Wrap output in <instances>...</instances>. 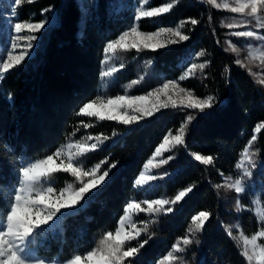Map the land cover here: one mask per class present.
I'll return each instance as SVG.
<instances>
[{
	"label": "trees",
	"instance_id": "16d2710c",
	"mask_svg": "<svg viewBox=\"0 0 264 264\" xmlns=\"http://www.w3.org/2000/svg\"><path fill=\"white\" fill-rule=\"evenodd\" d=\"M164 2L152 0V6ZM138 6L139 0H89L85 7L80 0H25L21 6L4 0L0 4L3 50L10 44L11 30L6 28V21L38 22L50 10H55L57 17L55 26L37 32L34 55L0 79V201L6 200L17 184L18 169L23 164L52 154L67 142L92 136L88 143H97L98 147L88 153L84 165L91 168L103 162L97 175L111 164L115 167L88 194L87 202L82 201L78 210L61 220L54 234L37 249L39 257L66 260L86 252L104 233L118 226L129 201L170 199L178 190L194 185L181 202L172 206V212L140 214L146 219L148 231L138 240L151 239L125 264H159L177 239L187 234L191 217L204 210L211 216L194 238L199 243L179 253L183 264H247L226 228L239 224L251 236L261 226L249 210V200L264 195V128L254 133L256 125L264 121V86L247 68L234 63L238 59L234 53L225 51L230 33L223 24L226 12L206 0H179L170 12L139 21L141 31H156L195 18L197 25L188 22L182 29L190 37L187 41L154 51L122 50L106 61L107 43L132 25ZM202 50L205 56L200 57L197 54ZM205 60L211 63L203 72L196 69L181 81L184 88L201 98H216L214 106L204 113L168 107L130 125L77 115L83 104L97 96L144 95L167 80L179 79L190 64ZM226 66L228 72L224 71ZM113 67L117 71L112 76H103ZM132 81L139 83L129 88ZM187 115L193 120L187 124L185 143L165 152L161 159L169 155L173 159L156 168V180L138 189L135 181L145 163L169 130L178 134L176 130ZM82 121L91 126L85 128ZM113 131L117 135L113 136ZM253 134L257 135L251 147L256 152V168L252 177H243L236 164ZM104 136L109 139L104 140ZM194 154L213 156L214 163L202 164ZM66 174H58L56 189L65 186L67 180L60 177ZM236 178L245 181L247 192L237 194L225 186ZM88 179L84 177L85 182ZM237 199L245 206L240 212L236 211ZM137 227L143 228L144 223ZM233 235L238 233L233 231ZM129 243L136 246L137 240Z\"/></svg>",
	"mask_w": 264,
	"mask_h": 264
},
{
	"label": "snow or ice",
	"instance_id": "6c2138e0",
	"mask_svg": "<svg viewBox=\"0 0 264 264\" xmlns=\"http://www.w3.org/2000/svg\"><path fill=\"white\" fill-rule=\"evenodd\" d=\"M4 0H0L2 4ZM25 0H10L12 6H21ZM27 3H32L34 0H26ZM179 0H165L161 6H152V0H139V6L135 11V22L116 39L110 40L104 52L106 61L112 59L117 49L128 51L131 49L140 50H157L164 48L167 44L160 39L165 34H170L171 37L178 39H169L168 43H179L187 41L190 37L183 33L184 25L190 22L193 26L199 21L195 18H189L187 21H180L174 27H159L156 31H141L139 21L142 18L159 17L170 12ZM206 3L216 9H225L231 13L239 14L241 19L235 17L224 24L229 29L247 27L253 24L255 28L264 29V0H206ZM48 11V9H45ZM15 15V12L12 13ZM211 19V17H210ZM48 21L40 20L38 22H16L11 26L10 30L16 33L11 37V49L9 50L5 44L4 50L0 53V79L4 78V74L10 70L22 65L30 57L34 47L33 41L37 36L31 33H37L44 29ZM4 26L2 17H0V28ZM24 30H27L29 35H20ZM233 37L238 38H256L264 41V36L258 35L253 30L232 31ZM25 41L23 46L19 43ZM229 47L225 51H230L236 56H240L243 50L232 41L227 42ZM17 49L19 51L17 52ZM111 54V55H109ZM198 56H205L202 50ZM259 60L264 64V46L253 48L248 46V50L243 59H236L235 64L247 68L250 75L254 77V73L248 64ZM247 61V63H245ZM150 63V61H149ZM211 62L205 60L203 63H192L187 71L179 77V80H185L189 75L193 74L196 69L201 72ZM123 67V64H121ZM117 69L115 67L108 69L103 73V76H112ZM225 72L229 71L226 66ZM139 81H132L128 85L131 88ZM258 84L264 86V78L257 81ZM161 95L166 97V100H161ZM149 97H155V101L151 105H146L143 102ZM216 103L214 96L199 97L194 91L181 87L177 80H167L161 87L143 95H115L107 99L97 96L95 99L83 104L77 115L96 117L98 120H110L130 125L136 123L144 116H152L154 112H158L161 108H167L171 105L173 108L182 106L186 109H198L204 112L206 109H211ZM128 109H132L134 113H140V116L135 114L129 115ZM193 120L192 115H187L186 120L177 129L176 135L169 130L168 134L163 137V141L155 148L151 158L144 165V171H141L135 181L137 186L148 185L149 182L157 179L155 175L146 174V170L157 168L168 163L173 159L169 155L166 159H160L158 163H154L157 157H162L164 152H169L176 145L185 143V132L187 124ZM85 128L90 127V124H84ZM264 128V121L258 123L254 129V133H260ZM113 136L117 135L115 131ZM92 136H87L81 140L70 142L59 147L54 153L46 155L43 158H37L34 161H29L19 167L18 182L14 185L7 195V199L0 201V264H125L129 257H136L140 250L151 239L138 240L142 232H147V222L143 228H138L133 221V210L138 212H147L149 214H158L161 212H172V206L181 202L186 195L192 191L194 185H189L181 190H178L172 198L160 199H144L143 201H129L118 221V226L111 231L103 234L97 245L86 252H78L73 254L66 260H48L37 256V244L46 232L53 228L59 227L63 218L71 215L73 211L78 210L77 206L81 202H87L88 194L96 189L98 185L105 181L109 176L115 164L108 166V169L101 175H97L101 168V163H97L91 168L84 165V159L92 150L98 147L97 143L89 144ZM104 140L109 137L104 136ZM95 140L103 143L100 136H96ZM257 140V135L253 134L251 139L243 148L239 162L236 168L242 170L243 177H252L254 175L252 169L256 168L255 155L256 152L251 151L253 143ZM258 151V150H257ZM196 161L205 165L214 163L215 158L210 155L194 154ZM60 163L57 164L56 160ZM63 172L69 173L78 182L79 186L73 185L72 182H66L64 187L57 189L54 187V174ZM164 175H167L165 173ZM223 175V174H222ZM84 177H89L85 182ZM226 179H231L226 178ZM227 188L232 189L237 194L247 192L249 189L242 178H236L234 182L227 183ZM220 187V185H217ZM147 205L146 208L141 205ZM170 205L169 207H165ZM239 199L236 200V211L240 212L244 209ZM61 209L66 211L62 212ZM255 209V215L259 224V230L255 231L251 236L245 234L239 224L226 228L227 234L236 242V246L240 248V255L247 261V264H264V195L257 196L252 201L251 211ZM211 213L207 210L200 211L191 217V224L187 229V234L177 239L171 247V250L163 257L161 264H183V258L179 253L187 251L189 245L199 243L194 238L198 233H201L205 227L206 221L209 220ZM130 228L134 231H126ZM233 231L238 235H233ZM137 240L136 246H132L129 242ZM128 264H131L129 261Z\"/></svg>",
	"mask_w": 264,
	"mask_h": 264
},
{
	"label": "rangeland",
	"instance_id": "374dc122",
	"mask_svg": "<svg viewBox=\"0 0 264 264\" xmlns=\"http://www.w3.org/2000/svg\"><path fill=\"white\" fill-rule=\"evenodd\" d=\"M81 1V3L84 5V7H85V5L87 4V2L89 1V0H80ZM2 5V4H1ZM136 8L137 7H135V11H136ZM84 10H85V8H84ZM219 10H224L225 12H226V15H225V17H224V19H223V24H225V23H227V22H229L230 20H231V18H233V17H235L236 19H241V17H240V15L239 14H235V13H231L230 11H228V10H225V9H219ZM9 13H11V11H9ZM13 16V14H11L10 15V17L11 18H13L12 17ZM134 16V18H135V15H133ZM43 18H44V20H46V21H48V23L46 24V26H45V28H49V27H51V26H55L56 24H57V17H56V12H55V10H50V11H48V12H44L43 13ZM17 21H6V23H5V25H6V28H11V26L12 25H14V23H16ZM134 22H135V19H134ZM133 22V23H134ZM132 23V24H133ZM255 22H253V24H254ZM253 24H250V25H248L247 27H241V28H234V29H229V31H230V33L232 32V31H243V30H253V31H255V32H257L258 33V35H260V36H264V29H261V28H255V27H253ZM43 30V29H42ZM230 33H229V39H228V41H232V42H234V43H236L239 47H241L243 50L241 51V53H240V56L238 57L237 56V58L238 59H243L244 58V56L246 55V53H247V50H248V46L249 45H251L253 48H260V47H262V46H264V41H262V40H259V39H256V38H238V37H233V36H231L230 35ZM30 33H28L27 32V30H24L20 35H29ZM31 34H34V35H36L37 37H38V35H37V33H31ZM8 35V34H7ZM16 35V33L14 32V31H11V34H10V36L8 37V39H10V44H9V46H8V48H9V50L11 49V37L12 36H15ZM160 39L162 40V41H164L166 44H167V46L166 47H164V48H160V49H166V48H168V47H170V46H172V45H174V44H172V43H168V41H169V39H178L177 37H171L170 36V34H165L164 36H162V37H160ZM20 44H21V46H23V44L25 43V41H20L19 42ZM33 43V45H34V47H33V49H32V51H31V55H30V57H32L33 55H34V48H35V41H33L32 42ZM159 49V50H160ZM134 50H136V49H134ZM19 51V49H17V52ZM122 50H120V49H117V51H116V53H120ZM3 52V46H2V44H1V42H0V53H2ZM109 55H111V54H109ZM29 57V58H30ZM108 61V60H107ZM194 63H196V64H200L201 62H199V61H196V62H194ZM245 63H247V61H245ZM248 67H250L251 69H252V71L254 72V73H257V75L255 76V79L258 81L259 79H261V78H264V64H261L260 63V61L259 60H255V61H253L251 64H248ZM253 76V75H252ZM254 77V76H253ZM171 80H173V79H171ZM175 80H177V82L180 84V86L181 87H183V85L181 84V80H179V79H175ZM162 86V84L161 85H159V86H157V87H155L154 89H157V88H159V87H161ZM153 89V90H154ZM152 90V91H153ZM152 91H150V92H152ZM147 94H144L143 96H146ZM100 97H103V98H105V99H107L108 98V96L106 97V96H103V95H100ZM161 100H166V97L165 96H163V95H161ZM155 101V97H149L148 98V100H146V101H144L143 103L144 104H146V105H151L153 102ZM217 101V100H216ZM169 107H172L171 105H169ZM178 107H182V106H178ZM168 108V107H167ZM162 109H165V108H161L160 110H162ZM159 110V111H160ZM198 110V109H197ZM207 110V109H206ZM206 110L204 111V112H206ZM128 111V114L129 115H133V114H135V115H137V116H140L141 114L140 113H134L133 111H132V109H128L127 110ZM158 111V112H159ZM204 112H201V113H204ZM154 113H156V112H154ZM145 117V116H144ZM173 135H176V134H173ZM67 143H70V142H67ZM66 143V144H67ZM165 153V152H164ZM163 153V154H164ZM161 159V157H157L155 160H154V163H158L159 162V160ZM56 162H57V164H59L60 163V160L59 159H57L56 160ZM145 169H143V171H144ZM155 170H156V168H150V169H148V170H146V174H149V175H154V172H155ZM60 173H63V172H59V173H56V174H54V180H55V185H54V187L56 188V178H58V174H60ZM238 173H240V174H243L242 173V170H240V169H238ZM60 179H63V180H67V182H72L73 183V185H74V187L75 186H79V184H78V182L75 180V178L74 177H72L69 173H67L65 176H62V177H60ZM101 184V183H100ZM64 187V186H63ZM136 187L138 188V189H142V188H144L145 186H137L136 185ZM95 189H93L92 190V192L94 191ZM57 192H58V189H57ZM91 193V192H90ZM257 196H261L260 194H258ZM256 196V197H257ZM256 197H254V198H251L250 200H249V208H251L252 207V201L256 198ZM132 201V200H131ZM142 206V205H141ZM251 212H252V214L255 216V218L257 219V217H256V215H255V209H252L251 210ZM141 213H147V212H136L135 210H133V221L137 224V226H139L140 224H143V223H141L142 221L143 222H145L146 221V219H144V218H142L141 216H140V214ZM126 231H133L132 229H130V228H126ZM54 232H55V228H53L52 230H50V231H48V232H46L45 233V235L44 236H42L41 238H40V240L38 241V244H37V246H36V248L38 249V248H41L42 247V245H43V242L45 241V240H47L48 239V237H50V236H52V234H54ZM38 257H39V255H37ZM41 258V257H40ZM54 260H57V259H54ZM163 261V259L159 262V264H161V262ZM173 264H174V262H173Z\"/></svg>",
	"mask_w": 264,
	"mask_h": 264
}]
</instances>
